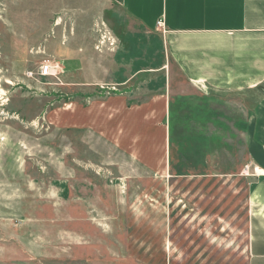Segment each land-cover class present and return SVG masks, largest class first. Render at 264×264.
<instances>
[{
	"label": "rangeland",
	"instance_id": "rangeland-1",
	"mask_svg": "<svg viewBox=\"0 0 264 264\" xmlns=\"http://www.w3.org/2000/svg\"><path fill=\"white\" fill-rule=\"evenodd\" d=\"M125 23L105 0H0V264H247L245 110L176 101L163 176L68 130Z\"/></svg>",
	"mask_w": 264,
	"mask_h": 264
},
{
	"label": "crops",
	"instance_id": "crops-1",
	"mask_svg": "<svg viewBox=\"0 0 264 264\" xmlns=\"http://www.w3.org/2000/svg\"><path fill=\"white\" fill-rule=\"evenodd\" d=\"M105 1L125 18V37L118 38L108 68L99 64L98 78L108 81L94 83L97 96L82 102L78 113L75 103L67 105L68 130H88L150 175L163 176L176 161L173 104L245 110V148L253 169L247 264H264V0ZM150 41L156 53L150 54L149 44L140 56L139 42ZM76 61L66 60L72 75Z\"/></svg>",
	"mask_w": 264,
	"mask_h": 264
},
{
	"label": "built area",
	"instance_id": "built-area-1",
	"mask_svg": "<svg viewBox=\"0 0 264 264\" xmlns=\"http://www.w3.org/2000/svg\"><path fill=\"white\" fill-rule=\"evenodd\" d=\"M157 27L161 28L163 27V21L159 20L157 22ZM163 32V31H162ZM59 69V67L57 65H51V64H44L41 68H40V75L41 76H51L53 74H55L57 72V70Z\"/></svg>",
	"mask_w": 264,
	"mask_h": 264
},
{
	"label": "bare ground",
	"instance_id": "bare-ground-1",
	"mask_svg": "<svg viewBox=\"0 0 264 264\" xmlns=\"http://www.w3.org/2000/svg\"><path fill=\"white\" fill-rule=\"evenodd\" d=\"M2 96H3V92L0 91V100L3 99V98H1Z\"/></svg>",
	"mask_w": 264,
	"mask_h": 264
}]
</instances>
